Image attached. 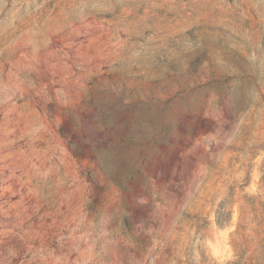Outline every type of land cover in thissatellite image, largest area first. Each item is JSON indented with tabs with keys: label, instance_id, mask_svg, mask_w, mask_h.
Returning <instances> with one entry per match:
<instances>
[{
	"label": "rangeland",
	"instance_id": "obj_1",
	"mask_svg": "<svg viewBox=\"0 0 264 264\" xmlns=\"http://www.w3.org/2000/svg\"><path fill=\"white\" fill-rule=\"evenodd\" d=\"M0 264H264V0H0Z\"/></svg>",
	"mask_w": 264,
	"mask_h": 264
}]
</instances>
